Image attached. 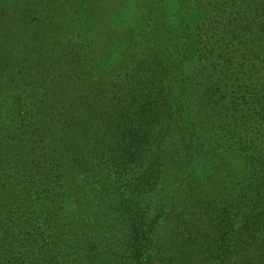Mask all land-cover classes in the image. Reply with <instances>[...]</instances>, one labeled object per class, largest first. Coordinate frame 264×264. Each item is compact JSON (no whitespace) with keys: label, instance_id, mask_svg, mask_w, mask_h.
Instances as JSON below:
<instances>
[{"label":"trees","instance_id":"trees-1","mask_svg":"<svg viewBox=\"0 0 264 264\" xmlns=\"http://www.w3.org/2000/svg\"><path fill=\"white\" fill-rule=\"evenodd\" d=\"M229 1L240 17L208 30L202 0L147 2L166 34L105 94L72 35L93 11L92 44L150 43L107 36L122 3L0 0L1 264H264V21ZM37 92L33 113L9 103Z\"/></svg>","mask_w":264,"mask_h":264},{"label":"rangeland","instance_id":"rangeland-1","mask_svg":"<svg viewBox=\"0 0 264 264\" xmlns=\"http://www.w3.org/2000/svg\"><path fill=\"white\" fill-rule=\"evenodd\" d=\"M74 1V0H72ZM78 2L82 3H89L90 0H77ZM107 3L115 2V0H105ZM119 2V5L122 3L121 7L122 10L118 11L117 13L113 14L112 18H107L105 20V26H107L108 21L110 20L112 22L107 29V36L116 39L115 37H122V39H126L130 37L133 33H130L128 30H126L125 26L131 24L134 25V29H136L138 32L142 33L147 38L151 39L150 43H141L138 42L136 44H133L131 48H128L126 45L121 43L120 41L116 39L113 44H110L109 42L106 43H99L97 45L91 43V38L99 33L98 29L100 25L98 24L100 21L99 16L95 17L93 15V11L87 13V18L89 17V21L86 23V27H80L77 32H75L72 35V38L75 41L76 47L79 49H82L84 52V56H86V62L88 64V68L92 69L94 72V75L91 77V82H98L102 83L103 88L102 91H105V94H110L111 91H113L112 83L113 81H124V77L126 74L132 72V70L138 65V63L144 61L145 59L149 58V55L151 51L154 49L155 39L161 37L164 32L163 27V20L160 13L154 12L150 7V3H147L151 0H116ZM161 2L163 0H160ZM203 5L206 7V9L209 12V17L206 20V30L213 28L216 23L215 22H230V20H233L235 17H240L237 12H232V6L233 4L229 0H202ZM253 1V0H250ZM260 9L258 10V18H260V21H264V0H258ZM240 9V8H239ZM238 9V10H239ZM248 10H246V15ZM245 13V11H244ZM32 12L27 11V13L24 15V18L30 19ZM72 13H70L71 15ZM73 15V14H72ZM71 15V17H72ZM97 16V13H96ZM23 18V19H24ZM116 18V19H115ZM88 24V25H87ZM178 27L182 29L180 32V36L183 37V41L186 42L187 38L190 40L194 34L190 30H186L187 26H181V24H178ZM98 32V33H97ZM185 32V33H184ZM97 33V34H96ZM157 35V36H156ZM189 35V37H188ZM209 35H213L212 32H209ZM264 37V33H262ZM136 39V38H135ZM210 39V38H208ZM59 40H54L53 44L51 43L50 48H56V42ZM64 41V40H62ZM132 41V40H130ZM262 47H260V50L263 52L262 58L264 59V40L261 43ZM96 46V49H95ZM48 49V51H49ZM54 51V50H53ZM228 53L232 51L231 48H229ZM94 52L99 56V58H105L109 57L111 60L121 53H123L124 61L121 64L116 65V68L114 67V70L112 72L106 71L105 74H102L101 71H99L98 67H96L98 64L95 62L96 54L94 55ZM32 61L35 63L30 64H21L18 67V70L16 72H19L21 68L24 66V75L26 76V73L32 72L35 66L38 63V59L32 58ZM113 62V61H111ZM97 64V65H96ZM204 67V66H203ZM32 69V70H31ZM109 73H112L109 75ZM213 92V91H212ZM43 92H37L36 94H33L32 96H29L30 94H23V93H16L11 94L9 103L15 109L17 113L20 111H29L30 113H33L31 100H37L41 99ZM209 97L214 100L218 101L217 94L209 95ZM208 97V99H209ZM231 102L235 99H230ZM234 105V104H233ZM238 113L236 114L234 110H232L230 113L227 110V108H223V110L220 111L219 115L220 119L227 122L228 124H231L233 122V117L231 115L236 114L240 118H245L246 114L245 112H241L240 109L237 107ZM2 126V123H0V127ZM255 125L251 127V129H254ZM219 132V130L217 129ZM254 131V130H252ZM237 160L230 161V167L231 168H237L236 167ZM3 194L0 192V222L1 219L4 218L5 211L3 207L2 202ZM4 231L3 227H1L0 223V264L4 262V260L9 257L8 259L14 257L15 255H7L6 249L4 248Z\"/></svg>","mask_w":264,"mask_h":264}]
</instances>
